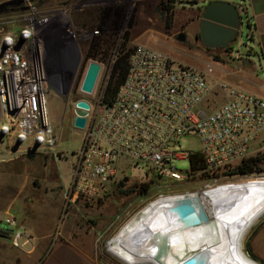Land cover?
Masks as SVG:
<instances>
[{
  "label": "built area",
  "instance_id": "built-area-1",
  "mask_svg": "<svg viewBox=\"0 0 264 264\" xmlns=\"http://www.w3.org/2000/svg\"><path fill=\"white\" fill-rule=\"evenodd\" d=\"M35 28L30 24L0 38V163L21 153L54 151L48 73L34 40ZM67 48L63 46L66 56ZM211 71L210 66L198 70L178 63L147 46L135 47L111 101L98 104L94 113L89 108L63 193L66 210L74 199L98 206L119 192L127 179L121 172L128 166L144 168L141 181H156L169 194L245 175L238 167L264 148L263 144L254 149L264 136V99L222 84L227 99L208 107L206 76ZM192 138L199 150H183L181 142ZM195 155L201 157L199 162L193 160ZM182 160H188V171L176 167ZM16 226L10 214L1 224L13 245H24Z\"/></svg>",
  "mask_w": 264,
  "mask_h": 264
},
{
  "label": "rangeland",
  "instance_id": "rangeland-1",
  "mask_svg": "<svg viewBox=\"0 0 264 264\" xmlns=\"http://www.w3.org/2000/svg\"><path fill=\"white\" fill-rule=\"evenodd\" d=\"M3 1L5 0H0V3ZM196 2L197 0H24L21 6H27L26 9H21V6L0 9V38L7 32L21 30L30 24L36 27L34 40L39 45L47 67L48 116L55 136L52 153L37 151L18 154V158H23V164L13 166L8 172L12 174L4 181L8 194L14 193L17 196L16 204L9 211L19 227L27 228L37 222L50 220L55 224V233L58 224L64 219L67 212L64 201L62 198L57 201V196L63 190L60 174L67 179L68 170L76 160L83 136V131L73 126L75 103L86 100L92 112H95L98 104L104 102V92L118 56H130L135 47L142 45L161 51L172 60L198 70L210 66L212 71L206 76L209 94L205 100L210 108L227 99V91L222 88V84L231 88L238 87H235L234 81L237 79L230 73V66L234 67L237 61L243 60V64L247 65L248 58L257 53L251 31L245 26V17L244 25L230 45L209 49L198 37L195 39L190 25L180 24L182 8H185L183 6ZM233 2L237 3L238 0H232ZM238 7L243 11L241 5ZM187 13L190 14L191 11L188 10ZM180 33L184 35L183 40L178 39ZM64 45L68 46L67 56L63 50ZM107 45L110 47L106 50ZM94 46H98L97 53L92 50ZM127 58L129 62V57ZM91 61L99 63L101 68L94 89L88 94L82 92L80 87ZM247 68H251L250 64ZM234 73L241 75L236 71ZM181 146L187 151L200 148L197 139L193 138L183 140ZM256 157L260 158L258 170L218 182L217 185L264 177V148ZM175 165L182 171L189 170L188 160L177 161ZM143 169L128 166L121 172L127 177L121 189L131 188L133 191L129 194L119 193L114 197L119 203L112 205L120 207L118 213L124 209L127 213L111 231L98 237L92 245L97 264H127L106 251L107 241L148 201L161 193L173 194L162 191L156 183L149 182L146 188L149 192H140L142 184L146 183L141 181ZM263 219L264 214L246 234L243 243L246 253L245 246ZM84 220L81 219L88 226L93 225ZM7 239L4 251L8 254L22 255L31 248L28 244L13 245L10 234ZM50 246H44L38 263ZM247 255L250 257L248 253Z\"/></svg>",
  "mask_w": 264,
  "mask_h": 264
},
{
  "label": "bare ground",
  "instance_id": "bare-ground-1",
  "mask_svg": "<svg viewBox=\"0 0 264 264\" xmlns=\"http://www.w3.org/2000/svg\"><path fill=\"white\" fill-rule=\"evenodd\" d=\"M262 214L264 177L160 195L135 212L105 248L127 264H178L194 254L207 264H261L243 243Z\"/></svg>",
  "mask_w": 264,
  "mask_h": 264
},
{
  "label": "crops",
  "instance_id": "crops-1",
  "mask_svg": "<svg viewBox=\"0 0 264 264\" xmlns=\"http://www.w3.org/2000/svg\"><path fill=\"white\" fill-rule=\"evenodd\" d=\"M208 1L210 0H197L196 3L182 8L181 15L183 17L180 24L183 26L190 25L195 34V39L199 32V19L195 17V14L197 9L201 11ZM226 1L232 2V0ZM233 3L237 7L239 5L243 7L241 10H243L245 17V26L247 30L251 31L252 42L257 53L250 56L246 62L247 65L250 64V69L247 68L246 64H243V60L237 61L234 67L231 65L229 70H232L230 73L234 75V79H237L234 81L235 87L238 86V89L264 99V0H238L237 3ZM188 10L191 11L190 14L187 13ZM235 71L241 75H236ZM263 144L264 136L262 140L254 144V149H258L259 145ZM18 157L17 154L15 157L0 163V264H97L92 252V245L98 237L111 231L127 213L125 209L118 213L120 207L117 204L112 205L119 203L114 198L119 194L117 190L102 201V204L98 205L99 207L74 199L73 206L65 213L64 219L58 224L55 233V224L51 223L50 220L37 222L27 228H21L17 224V229L24 236L25 244L30 245L31 248L18 256L4 251L9 232L3 229L1 224L7 214L13 215L9 210L10 207H14L17 201L16 194H8L4 181H7L9 174H12L8 172L13 166L23 164V158ZM70 176L71 165L67 179L61 177L60 174L63 190L57 196V201L63 199V193L70 181ZM19 188L22 189L21 186ZM81 219H85L93 225L88 226ZM46 245L51 246L44 258L38 263ZM247 246V253L253 255L255 261L264 264V219L256 226Z\"/></svg>",
  "mask_w": 264,
  "mask_h": 264
},
{
  "label": "water",
  "instance_id": "water-1",
  "mask_svg": "<svg viewBox=\"0 0 264 264\" xmlns=\"http://www.w3.org/2000/svg\"><path fill=\"white\" fill-rule=\"evenodd\" d=\"M24 0H5L0 3V9L5 7L21 6ZM27 6H21L26 9ZM244 13L234 3L226 0H210L202 8L199 20V40L207 48L227 47L233 42L240 28L244 25ZM178 39L183 40L180 33ZM100 64L94 61L88 63L82 83L81 91L91 93L100 72ZM90 105L86 100L75 103L73 126L83 129L86 122ZM36 145V144H35ZM192 209V208H190ZM198 222V221H197ZM178 264H207L200 255L194 254L185 257Z\"/></svg>",
  "mask_w": 264,
  "mask_h": 264
},
{
  "label": "trees",
  "instance_id": "trees-1",
  "mask_svg": "<svg viewBox=\"0 0 264 264\" xmlns=\"http://www.w3.org/2000/svg\"><path fill=\"white\" fill-rule=\"evenodd\" d=\"M108 47H110V45L106 46V50L108 49ZM98 48V46H94L92 47V50L95 51L96 53L98 52V50L96 49ZM128 55H123V56H118L116 58V60L114 61L113 64V69H112V73H111V79L109 80L107 86H106V90L104 92V96H103V101L104 102H110L112 97L114 96L118 86L123 82L127 70H128ZM193 160L195 162H199L201 160V157L199 155H195L193 156ZM260 158L258 157H250L248 158L241 166L238 167L237 171L241 174H247V173H252L255 170H258V163H259ZM156 183V181L150 180V183ZM148 182L142 184V189L140 190V192L143 193H148L149 191L146 190L147 186H149ZM122 185V182L118 184V186ZM133 189L128 188V189H120L119 193L121 194H129L130 192H132ZM246 250L248 249V246L246 244L245 246ZM250 257L255 260V257L253 255H250Z\"/></svg>",
  "mask_w": 264,
  "mask_h": 264
},
{
  "label": "flooded vegetation",
  "instance_id": "flooded-vegetation-1",
  "mask_svg": "<svg viewBox=\"0 0 264 264\" xmlns=\"http://www.w3.org/2000/svg\"><path fill=\"white\" fill-rule=\"evenodd\" d=\"M202 11V10H201ZM201 11L199 10V9H197V12H196V14H195V17L197 18V19H199L200 20V14H201ZM198 38H199V36H197Z\"/></svg>",
  "mask_w": 264,
  "mask_h": 264
}]
</instances>
